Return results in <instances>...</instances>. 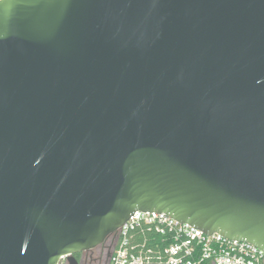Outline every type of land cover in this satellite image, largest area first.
I'll list each match as a JSON object with an SVG mask.
<instances>
[{
  "label": "water",
  "instance_id": "1",
  "mask_svg": "<svg viewBox=\"0 0 264 264\" xmlns=\"http://www.w3.org/2000/svg\"><path fill=\"white\" fill-rule=\"evenodd\" d=\"M136 210L264 251V0H1L0 264Z\"/></svg>",
  "mask_w": 264,
  "mask_h": 264
},
{
  "label": "built area",
  "instance_id": "2",
  "mask_svg": "<svg viewBox=\"0 0 264 264\" xmlns=\"http://www.w3.org/2000/svg\"><path fill=\"white\" fill-rule=\"evenodd\" d=\"M115 233L108 264H264L254 243L207 233L163 211L136 210ZM69 255L57 264H69Z\"/></svg>",
  "mask_w": 264,
  "mask_h": 264
},
{
  "label": "flooded vegetation",
  "instance_id": "3",
  "mask_svg": "<svg viewBox=\"0 0 264 264\" xmlns=\"http://www.w3.org/2000/svg\"><path fill=\"white\" fill-rule=\"evenodd\" d=\"M118 244V235H109L97 246L77 253L80 264H108L110 256Z\"/></svg>",
  "mask_w": 264,
  "mask_h": 264
},
{
  "label": "trees",
  "instance_id": "4",
  "mask_svg": "<svg viewBox=\"0 0 264 264\" xmlns=\"http://www.w3.org/2000/svg\"><path fill=\"white\" fill-rule=\"evenodd\" d=\"M77 256V255H76ZM77 258H78V256H77Z\"/></svg>",
  "mask_w": 264,
  "mask_h": 264
}]
</instances>
